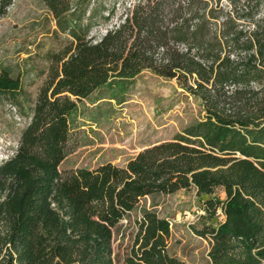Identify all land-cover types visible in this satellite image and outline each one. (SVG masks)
Instances as JSON below:
<instances>
[{
  "label": "trees",
  "instance_id": "trees-1",
  "mask_svg": "<svg viewBox=\"0 0 264 264\" xmlns=\"http://www.w3.org/2000/svg\"><path fill=\"white\" fill-rule=\"evenodd\" d=\"M40 1L73 45L52 57L56 67L19 112L28 122L0 162V264H114L111 229L123 215L142 198L188 188L202 220L222 216L194 230L209 264L264 262V25L244 29L237 21L249 23L250 11L232 16L221 0H134L115 21L111 7L93 39L88 24L68 19L72 0ZM10 3L0 0V15ZM142 72L176 80L201 118L122 166L59 170L76 145V103L115 100ZM12 85L2 72L0 92ZM135 225L116 264H183L167 254V220L142 210Z\"/></svg>",
  "mask_w": 264,
  "mask_h": 264
},
{
  "label": "rangeland",
  "instance_id": "rangeland-1",
  "mask_svg": "<svg viewBox=\"0 0 264 264\" xmlns=\"http://www.w3.org/2000/svg\"><path fill=\"white\" fill-rule=\"evenodd\" d=\"M87 1L72 0L67 17L79 25L88 24L87 37L96 39L109 23L108 17L104 19L107 11L113 7L111 20L120 19L134 0H96L93 4ZM209 3L215 6V2ZM217 7L232 16L250 11L249 23L244 18L237 21L244 29L264 25V0H232V3L221 0ZM72 43L68 35L57 30L40 0H11L0 15V74L3 72L10 78L13 85L9 88L17 92H0V162L13 153L18 135L28 122L19 112L23 109L27 113L51 67H56L52 57L72 48ZM97 95L76 103L70 116L78 130L76 145L61 160L59 170L93 169L104 163L122 166L138 151L173 139L203 115L198 101L184 92L176 80H164L147 72L136 77L115 100L107 99L106 95L94 102ZM213 196L224 198L221 190H215ZM142 210H151L168 221L169 256L183 264H209L208 244L194 230L200 229L204 222L215 225L222 216L217 213L209 221L202 220L201 201L192 188L142 198L124 214L111 229L114 264L128 254L136 232L135 221Z\"/></svg>",
  "mask_w": 264,
  "mask_h": 264
}]
</instances>
